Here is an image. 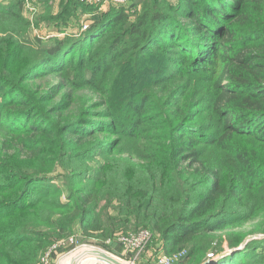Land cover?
Returning a JSON list of instances; mask_svg holds the SVG:
<instances>
[{
    "label": "trees",
    "instance_id": "16d2710c",
    "mask_svg": "<svg viewBox=\"0 0 264 264\" xmlns=\"http://www.w3.org/2000/svg\"><path fill=\"white\" fill-rule=\"evenodd\" d=\"M9 1L0 264H39L59 241L130 228L180 253L176 264L223 251L218 232L240 245L249 232L236 229L264 218V0H141L135 20L134 3L42 0L36 25L65 33L46 41L30 38L25 1ZM80 13L88 29L71 34L65 16Z\"/></svg>",
    "mask_w": 264,
    "mask_h": 264
},
{
    "label": "rangeland",
    "instance_id": "374dc122",
    "mask_svg": "<svg viewBox=\"0 0 264 264\" xmlns=\"http://www.w3.org/2000/svg\"><path fill=\"white\" fill-rule=\"evenodd\" d=\"M3 1V0H2ZM5 2H10L9 0H4ZM25 2V17L31 21L32 28L30 38L33 39L34 36H47L46 39H43V41L51 40L55 37L64 38V34L62 35H53L54 37H49L50 30H52V27L48 23H44L41 21L39 25H36L37 16L43 11V1L42 0H24ZM57 2L59 0H56ZM141 0H132L131 4L133 7H131L128 12L132 20L136 19V15L138 11L141 9L140 5ZM174 3H177L179 0H172ZM87 5H96V7H100L103 11L106 12H114L115 10H118L121 5L117 4H106L101 1H88V0H82ZM126 6V9L127 8ZM59 6V5H58ZM130 6V5H129ZM62 8V7H61ZM61 10L59 7L55 9L56 12H59ZM82 18V21H79V18L72 17H66V20L70 22V26L68 31L71 32V34H80L81 30V23L83 22L86 25V18H90V16L87 13H80ZM73 20V21H72ZM94 21V20H93ZM88 27V25H87ZM84 28V25H83ZM67 29V28H66ZM79 29V30H78ZM88 28H85L86 30ZM56 81L60 80V77L58 75H55L53 77ZM1 88V85H0ZM61 183V181H58ZM264 225V218H258L253 221L246 222L244 225H242L239 229H236L237 231H246L249 232L246 237L244 238V241L236 246L231 247L228 244L227 238H226V232H218L216 233L217 240L221 239L220 242L223 246V251L220 253H209L210 255V264H223L226 262L227 264H264V243L260 244L256 243L254 247H257V245H261V249H258L257 251L254 249L246 250V246L248 243L255 239H262L264 238V234L262 232H258L255 230L259 227L260 224ZM139 232V231H137ZM136 230L133 229H127L122 230L120 232H117V234L108 237V238H100V237H91V238H83L79 235H75L72 238L59 241L58 243L53 244L51 247H49L44 253L41 254L39 258V264H71V261L74 257L77 256V254L85 249V248H100L103 249L126 264H166V254L164 253L163 249V241L159 239V237H152L151 241L144 246L141 249L136 248H128L124 245L121 246L120 238L122 236H128L131 234H136ZM239 246H242L241 249H237L236 251H232L227 255H223L226 251H230L232 248H238ZM69 255V256H68ZM225 258L223 262L219 261L222 258ZM87 264H109L101 259L97 260V257L95 256H89L87 259ZM95 261V263H94Z\"/></svg>",
    "mask_w": 264,
    "mask_h": 264
},
{
    "label": "built area",
    "instance_id": "2783aa9c",
    "mask_svg": "<svg viewBox=\"0 0 264 264\" xmlns=\"http://www.w3.org/2000/svg\"><path fill=\"white\" fill-rule=\"evenodd\" d=\"M90 2L94 1H101L108 4H117V5H127L128 3H131L132 0H88ZM129 5V4H128ZM87 25H84V28H87ZM153 234L148 229H142L136 234H131L128 236H122L120 238L121 246L130 247V248H136L141 249L144 246H146L152 239ZM181 256L180 253H176L173 255H166V264H176L177 260Z\"/></svg>",
    "mask_w": 264,
    "mask_h": 264
},
{
    "label": "water",
    "instance_id": "95a60500",
    "mask_svg": "<svg viewBox=\"0 0 264 264\" xmlns=\"http://www.w3.org/2000/svg\"><path fill=\"white\" fill-rule=\"evenodd\" d=\"M242 246H239L238 248H232L230 251H226L225 253H223V255H227L232 251H236L237 249H241ZM99 253H100V259L109 263V264H126L125 262H123L122 260H120L119 258H117L116 256H114L113 254L100 249V248H95ZM210 255L209 253L207 254V257L205 259H203L199 264H210L211 260H210Z\"/></svg>",
    "mask_w": 264,
    "mask_h": 264
},
{
    "label": "bare ground",
    "instance_id": "6f19581e",
    "mask_svg": "<svg viewBox=\"0 0 264 264\" xmlns=\"http://www.w3.org/2000/svg\"><path fill=\"white\" fill-rule=\"evenodd\" d=\"M92 255L97 257V260L100 259V253L96 249L85 248L77 254V256L73 259L72 264H85L84 261Z\"/></svg>",
    "mask_w": 264,
    "mask_h": 264
},
{
    "label": "crops",
    "instance_id": "0c3cea01",
    "mask_svg": "<svg viewBox=\"0 0 264 264\" xmlns=\"http://www.w3.org/2000/svg\"><path fill=\"white\" fill-rule=\"evenodd\" d=\"M68 256H69V255H68ZM74 258H75V257H74ZM74 258H73V259H74ZM73 259H72V261H71V264H72V262H73ZM84 262H85V264L88 263L87 260H85ZM94 263H95V261H94Z\"/></svg>",
    "mask_w": 264,
    "mask_h": 264
}]
</instances>
